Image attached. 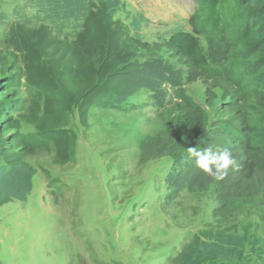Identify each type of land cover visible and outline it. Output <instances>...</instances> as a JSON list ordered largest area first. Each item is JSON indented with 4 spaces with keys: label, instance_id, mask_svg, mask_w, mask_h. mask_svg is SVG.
<instances>
[{
    "label": "rangeland",
    "instance_id": "rangeland-1",
    "mask_svg": "<svg viewBox=\"0 0 264 264\" xmlns=\"http://www.w3.org/2000/svg\"><path fill=\"white\" fill-rule=\"evenodd\" d=\"M123 1L113 25L97 22L95 43L105 49L117 33L133 35L131 18L140 14L148 19L143 40L152 44L174 29L191 31V16L211 17L215 9V0ZM0 9V75L14 81L4 97L13 105L10 133L41 142L25 160L37 171L28 201L0 207V264H174L196 234L218 228L213 188L168 203L171 159L141 163L140 148L148 137L177 134L172 99L179 89L210 121L219 119L221 99L209 103L202 81L188 82L182 65L154 50L129 58L123 71L132 74L115 85L125 96L89 107L62 59L69 51L63 37L46 23L26 24L24 15L34 12L24 0H5ZM9 134L0 132V165L12 161ZM259 199L238 202L223 223L264 247Z\"/></svg>",
    "mask_w": 264,
    "mask_h": 264
},
{
    "label": "trees",
    "instance_id": "trees-1",
    "mask_svg": "<svg viewBox=\"0 0 264 264\" xmlns=\"http://www.w3.org/2000/svg\"><path fill=\"white\" fill-rule=\"evenodd\" d=\"M24 1L34 12L24 15L26 24L46 23L63 37L70 52H65L62 59L73 80H77L74 83L78 89L87 91L84 100L89 107L106 97L113 101L125 96L128 91L115 85L121 84L117 81L121 76L132 74L123 71L133 64L129 58H136L139 51L154 50H165L182 65L188 82L202 81L209 103L221 99L219 119L210 121L208 113L190 96L183 90L176 91L172 101L177 134L170 131L148 137L141 144L140 161L171 159L165 177L164 199L168 203L178 200L184 192L196 194L210 188L218 202L213 212L218 228L196 234L174 264H264L261 240L240 234L238 229L229 230L223 223L238 202L257 194L264 215V0H215L211 2L215 5L211 17L193 15L188 19L191 31L177 28L168 39L152 44L143 40L141 28L148 19L140 14L131 18L133 35L117 33L109 49L95 43L97 22L105 18L113 25L118 13L125 12L123 0ZM5 19L0 9V21ZM127 43L133 46V52H128L131 49ZM13 82L11 77L0 75L1 133L9 134L13 129V105L4 98ZM113 87L119 91H113ZM5 141L12 161L0 165V207L28 201L37 171L25 160L41 143L28 141L18 133H10ZM207 147L229 150L238 167L229 170L223 180L208 177L195 166V159L187 151Z\"/></svg>",
    "mask_w": 264,
    "mask_h": 264
},
{
    "label": "clouds",
    "instance_id": "clouds-1",
    "mask_svg": "<svg viewBox=\"0 0 264 264\" xmlns=\"http://www.w3.org/2000/svg\"><path fill=\"white\" fill-rule=\"evenodd\" d=\"M187 151L189 156L195 159V166L216 181L223 180L229 170H235L238 167L232 152L227 149L214 151L211 147H207L203 150L188 148Z\"/></svg>",
    "mask_w": 264,
    "mask_h": 264
}]
</instances>
